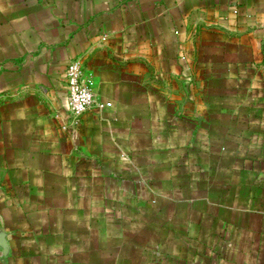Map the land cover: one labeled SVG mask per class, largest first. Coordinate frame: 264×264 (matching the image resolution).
Returning <instances> with one entry per match:
<instances>
[{"label":"crops","instance_id":"obj_1","mask_svg":"<svg viewBox=\"0 0 264 264\" xmlns=\"http://www.w3.org/2000/svg\"><path fill=\"white\" fill-rule=\"evenodd\" d=\"M0 264H264V0H0Z\"/></svg>","mask_w":264,"mask_h":264},{"label":"built area","instance_id":"obj_2","mask_svg":"<svg viewBox=\"0 0 264 264\" xmlns=\"http://www.w3.org/2000/svg\"><path fill=\"white\" fill-rule=\"evenodd\" d=\"M67 110L73 126H78L82 117L96 105V96L85 82L79 62L69 64L66 71Z\"/></svg>","mask_w":264,"mask_h":264}]
</instances>
